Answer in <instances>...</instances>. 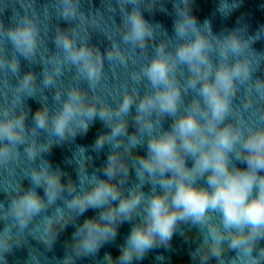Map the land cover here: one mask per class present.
<instances>
[{"label": "clouds", "instance_id": "9594fccd", "mask_svg": "<svg viewBox=\"0 0 264 264\" xmlns=\"http://www.w3.org/2000/svg\"><path fill=\"white\" fill-rule=\"evenodd\" d=\"M34 3H22L23 11L13 10L7 24L0 19V172L7 198L0 201V264H8V255L24 246L26 264H45L48 257L31 247L29 238L51 251L70 223L75 231L57 264H76L114 242L125 222L132 226L119 255L105 253L104 264H133L154 249L169 251L177 234L196 244L190 264H264V123H253L251 116L245 120L233 104L243 87V109L259 105L256 111L264 121V76L254 78L261 62L253 56L264 52L252 47L264 25L250 35L240 17L238 27L215 33L209 19L200 22L193 13V0H173L169 36L144 16V11L168 12L157 0H116L119 23L111 21V28L99 9L86 13L81 0H54L59 18L54 49L39 59L38 82L31 67L21 72L22 60L36 65L42 48L49 51L41 36L51 18L49 6L38 14ZM241 3L218 0L216 12L227 18ZM106 11L114 9L109 4ZM95 31L108 43L103 51L91 42ZM149 49L151 58L130 73L134 83H144L143 93L122 88L118 100L105 101L96 91L105 61L127 68L137 53ZM69 69L87 88L61 82ZM45 90L54 92L51 104ZM29 98L40 103L31 124ZM97 119L108 131L90 146L75 145L64 161L76 179L53 168L47 158L52 149L74 144ZM166 119L171 121L167 129ZM106 147L105 162L89 172L90 152ZM17 173L23 179L9 181ZM133 174L135 182L129 184ZM41 188L43 195L37 191ZM89 209L98 214L77 223ZM155 259L163 264L166 257Z\"/></svg>", "mask_w": 264, "mask_h": 264}]
</instances>
